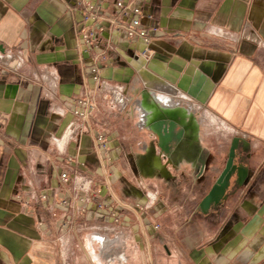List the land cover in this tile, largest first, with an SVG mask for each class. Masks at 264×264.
<instances>
[{"label": "crops", "instance_id": "1", "mask_svg": "<svg viewBox=\"0 0 264 264\" xmlns=\"http://www.w3.org/2000/svg\"><path fill=\"white\" fill-rule=\"evenodd\" d=\"M134 4L151 54L134 56L141 41L128 42L99 21L103 48L118 51L98 63L96 84L74 0H0V50L24 57L0 76V264H264V0ZM104 7L105 17L116 11L113 0ZM89 105L94 111L79 120L74 112ZM156 108L198 120V112H210L217 131L230 134L225 157L232 138L240 139L235 163L246 178L239 185L233 176L207 213L197 205L200 220L179 216L192 193L159 198L153 171H163L159 163L178 172L186 165L187 178L166 170L164 180L195 187L209 172L211 187L226 158L213 166L200 121L193 134L179 117L176 131L184 135L162 152L148 129ZM127 134L136 135V172L123 167ZM63 172L71 181L60 179ZM74 176L89 180L90 189L80 190ZM99 201L117 204L118 224L94 211ZM166 212L162 223L157 217Z\"/></svg>", "mask_w": 264, "mask_h": 264}, {"label": "built area", "instance_id": "2", "mask_svg": "<svg viewBox=\"0 0 264 264\" xmlns=\"http://www.w3.org/2000/svg\"><path fill=\"white\" fill-rule=\"evenodd\" d=\"M109 0H74L76 7L80 11V41L83 54L91 63L90 72L94 82L97 84L100 82L99 76V62L109 61L113 57V53H116L118 49L111 44H106L103 48L102 41V28L95 26L99 21L104 20L110 33L121 35L128 42H132L135 39L141 41L142 47L139 50H134L133 54L136 57L145 58L151 54V38L148 35V29L142 25L143 14L139 6L134 4L135 0H113V5L116 11L109 16H103L104 4ZM152 32L156 31V28L151 29ZM24 62V57L20 51H12L10 49L0 50V76L3 71L15 70L19 68ZM119 102V101H118ZM95 107L89 105V111H75L74 114L79 120H85L88 118L91 111H94ZM97 140L101 148L105 151L108 150L107 141L103 134L97 136ZM71 161V159H68ZM60 179L63 182L71 181L66 172L60 174ZM73 181L78 184L80 190L88 191L91 187L89 180L82 181L80 178L74 176ZM101 189L97 188L93 191L94 197L99 196ZM41 200H45V197H41ZM67 204V200L61 202ZM116 203H105L99 201L94 204V211L102 217H107L114 224L119 223V215L116 213ZM154 229H159L158 225L154 226Z\"/></svg>", "mask_w": 264, "mask_h": 264}, {"label": "rangeland", "instance_id": "3", "mask_svg": "<svg viewBox=\"0 0 264 264\" xmlns=\"http://www.w3.org/2000/svg\"><path fill=\"white\" fill-rule=\"evenodd\" d=\"M157 109V108H156ZM159 113V112H157ZM175 114H179L178 117L181 119V123L183 125L191 126L189 123L193 122L194 127L193 130L195 132L196 129L199 130L200 124L199 121H201V130H202V137L204 139L203 144L208 148L209 151H212V157L213 160L211 163H213V166H219L223 163L225 160L226 156V151H227V145H228V140H229V133L225 132H218L217 131V121L211 116L212 114L210 112H198L197 117L199 118L196 119L194 115H190L189 112H182L178 113L176 112ZM127 124V123H126ZM129 124V123H128ZM127 124V125H128ZM136 135L135 134H127L125 135V140H124V153H123V167L129 172L132 170V168L135 171V165L133 164V157H136L138 154V151L134 148V144L136 143ZM133 147V149L130 148ZM129 156V157H128ZM212 164H210V167ZM167 173H173V174H183V177L187 178V174H189V167H186V165H181V170L178 172L174 170L172 167H166ZM136 172V171H135ZM187 172V173H186ZM155 174V181L154 185L155 188L160 192V197L163 195L165 196H172L174 199L177 201L178 195H185L186 193H192L194 199L190 200L187 206L186 210L184 209L183 211H180L179 215L177 213V216H183L186 215V217H189L191 220H200L199 216V210L197 209V205L201 197L208 191L213 178L215 177L214 173H209L206 172L202 179L199 181L201 185H195V187L190 186V182L186 179L183 181L181 184H178L174 181H165L164 177L162 176V173L160 171H153ZM186 174V175H185ZM163 178V179H162ZM162 181H159L161 180ZM189 179V178H188ZM170 183V184H169ZM175 183V185H174ZM171 185V186H170ZM150 187V186H149ZM191 188L193 190H191ZM197 188V190H195ZM168 201L174 202V200H171V197H167ZM173 210V208H171ZM157 219L161 221L162 223H165L167 220H169L168 213H161L158 215ZM161 254V253H160ZM159 258L163 259V255L161 254ZM164 260V259H163ZM163 264V261L160 263Z\"/></svg>", "mask_w": 264, "mask_h": 264}, {"label": "water", "instance_id": "4", "mask_svg": "<svg viewBox=\"0 0 264 264\" xmlns=\"http://www.w3.org/2000/svg\"><path fill=\"white\" fill-rule=\"evenodd\" d=\"M140 72L145 76L150 77L145 70H141ZM177 126V123L171 118L159 119L148 124V129L157 136L158 147L166 154L170 152L173 144L180 142L184 135L183 128L176 131ZM239 141L240 139L236 136L232 138L224 167L218 174L207 194L198 204L200 212L205 214L211 206H219L221 204L233 176H236V180L239 185H241L245 180L247 175L246 168L238 166L235 163L236 150L238 148ZM196 168L200 173H202L204 165L201 163Z\"/></svg>", "mask_w": 264, "mask_h": 264}, {"label": "bare ground", "instance_id": "5", "mask_svg": "<svg viewBox=\"0 0 264 264\" xmlns=\"http://www.w3.org/2000/svg\"><path fill=\"white\" fill-rule=\"evenodd\" d=\"M174 90H176V89H174ZM161 100V99H160ZM163 100H165V99H163ZM121 101V100H120ZM170 104V103H169ZM169 107H170V105H169ZM191 111V110H190ZM157 112H159V113H157ZM176 112H178V111H176L175 109H173V108H170V109H165V110H163V111H161L160 109H156V112H148L149 113V115H151V116H149V118L147 119V120H149L150 118H152V117H154L155 119L154 120H151L150 122H153V121H156V120H159V119H163V118H171L172 120H174L175 122H179L178 121V115L179 114H175ZM178 113H180V111L178 112ZM190 113V115L192 116V113L191 112H189ZM144 119L145 118H142V123L143 122H145L144 121ZM153 119V118H152ZM149 122V123H150ZM142 123H141V125H142ZM180 123V122H179ZM200 123H201V120H200ZM181 124V123H180ZM146 125V123L144 124V126ZM183 127H184V129H186L185 127L186 126H184L183 124H181ZM186 132H187V130H186ZM158 168H159V170H162L163 169V171H166L165 169H164V166L163 165H161V163H159V165H158Z\"/></svg>", "mask_w": 264, "mask_h": 264}, {"label": "flooded vegetation", "instance_id": "6", "mask_svg": "<svg viewBox=\"0 0 264 264\" xmlns=\"http://www.w3.org/2000/svg\"><path fill=\"white\" fill-rule=\"evenodd\" d=\"M189 125H191V126H186L187 127V129L189 130V131H191L193 134L195 133L194 132V130H193V127H194V123L193 122H191V123H189ZM192 138V137H191ZM193 139V138H192ZM161 173L163 174V175H166V171H161ZM211 208H214V206H212Z\"/></svg>", "mask_w": 264, "mask_h": 264}]
</instances>
